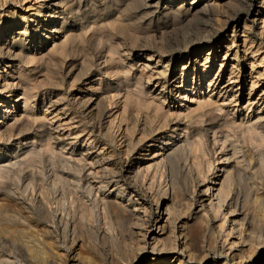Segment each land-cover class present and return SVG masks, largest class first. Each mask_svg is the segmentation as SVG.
I'll list each match as a JSON object with an SVG mask.
<instances>
[{"label":"bare ground","instance_id":"bare-ground-1","mask_svg":"<svg viewBox=\"0 0 264 264\" xmlns=\"http://www.w3.org/2000/svg\"><path fill=\"white\" fill-rule=\"evenodd\" d=\"M120 1H122V0H120ZM123 1H126L128 3H132L134 5L137 4L138 7H136V8H139L141 11H144V14L157 12V13H161V14L165 15L166 17H170L172 19L173 18L177 19L180 17L185 18L186 16H188V15L191 16L192 14H195L197 12L212 13V12H215L217 10V8H219L221 5L222 6L225 5V3H228L227 6H230L232 3V2L230 3V1H232V0H171L169 2H165V0L164 1L163 0H123ZM243 1L245 2L246 0H243ZM162 3H163V5L164 4L165 5H164L163 9H160V5ZM185 3H187V4H185ZM236 3H238V2H235L234 4H236ZM255 3L257 5V9H256L255 13L253 14V16H252L253 18L251 20L253 22H258L260 24V26H258V27H260L259 35L264 37V0H255ZM239 4H240V2H239ZM69 6H70V3H69ZM130 6H132V5H130ZM77 7H78V5H77ZM92 7H94V6H92ZM236 7H238V6H235V8ZM44 8H45V10H42L41 13L31 15L30 19H27L30 21V24L29 25L25 24L26 26L24 25V27L22 29H19L18 31L14 32L13 33L14 36L8 38V35L10 33L6 35V34H3L4 31L0 30V56L4 55V57H5V56H8L9 54L11 56V53H14V51L16 49H17V53L18 52L22 53L21 51H26L28 53L31 51H38L39 54L43 55V54H45V53H42L45 43H48L49 41L52 42L53 43L52 47L54 49L57 47V44L55 43L57 39H59V38L61 39V37L63 38L62 40H60L59 45H61V47H64V43L67 44V41H69L71 38H73L71 36V38L68 40L69 36L66 35L67 32H69L71 30V28L68 25V19L65 16L67 7L65 6L64 0H50L49 4H46V7H44ZM223 8H221V9H223ZM243 8H245V7H243ZM68 9H69V7H68ZM235 10L233 8V11H235ZM237 10H238V8H237ZM73 11H75V10H73ZM219 11H221V10L219 9ZM219 11L217 10V13ZM231 11H230V14L233 13ZM237 12L238 11H236V13ZM223 13H224V11H223ZM236 13H234V14H236ZM213 14L216 15V13H212V15ZM81 15H79V17ZM212 15H210V17ZM215 15H213V16H215ZM219 15H220V13H219ZM229 15H227V16H229ZM221 16H223V15H220V17ZM224 16H226V15L224 14ZM232 17H234V16H232ZM68 18H69V16H68ZM71 18H72V16H71ZM73 18H75V17H73ZM79 19H81V18H79ZM211 19H210V22L212 21ZM215 19L217 20L216 17H215ZM120 20H123V19H120ZM222 20H225V19H222ZM59 22H60V25L58 26ZM118 22H120V21L118 20ZM124 22H125V20H124ZM128 22L130 23V21H128ZM120 23H122V22H120ZM222 23H223V21H222ZM222 23H221V25H222ZM89 24H91V23H89ZM105 24H107V23L105 22ZM136 24L134 23V25H136ZM215 24H217V22ZM130 25H131V23H130ZM85 26H87V25L85 24ZM94 26H95V24H94ZM137 26H135V30L137 29L136 28ZM211 26H212V24H211ZM217 26H218V24H217ZM28 27L31 29H34V30H40L42 32V33L40 32L41 35H40L39 40L38 41L37 40H32V41L30 40V41H28V43L26 42L27 45L25 47L17 48L15 46L16 44H14V43H17L18 41H22V37L27 33L26 31H27ZM91 27H93V26H91ZM222 27H223V25H222ZM247 27H244V25H243V29H240L243 31L242 34L248 32V31H245V29ZM219 28H216V30H218ZM248 29L249 28H247V30ZM8 30L9 29H7L6 31H8ZM138 30H139V28H138ZM210 30H212V29H210ZM216 30H213V31H216ZM1 31H2V33H1ZM126 31H128V30H126ZM129 32H130V29H129ZM136 32L138 34V31H136ZM72 33H74V32H72ZM119 33H121V32H119ZM233 33H234V29L232 28L231 35H230L231 36L230 41H228L225 37L223 39H219L217 41L215 40L216 42H214L213 44L210 45L207 54L202 55L201 47H197V48L192 49L188 53L187 61L185 63H183L180 67V70H182L180 73L181 74L180 77L173 79L169 83H167L166 81H160V80H155V81L151 82V80H152L151 77H152V75H154V74H152L153 72H151V71L149 72V74L147 76L146 85H145L146 88L142 86L143 82H141V81L136 82L135 81L136 84L138 85L137 86L138 88H136L137 93L135 92L136 94L139 95V96L137 95V99H138V97L140 98V95L143 97L146 96L149 99V97L152 96L151 93L152 92L154 93L155 91H157V89L159 87V89H158L159 91L155 94L156 96H153L154 98H152V100L155 99V101L156 100H159V101H156V102L153 101V103H151L152 102L150 100L151 98L149 99V101H151L150 103L152 104L150 106L154 105V109H153L154 110L153 112H155L154 114H157V116L158 115L161 116L159 118H161L163 120L162 123L166 126L167 134L162 135V134L158 133V134H155L156 136H154L153 138L151 137L149 140L142 139L140 142H138L139 140L137 139L138 140L137 145L140 144V146L137 148L136 151H134L133 150L134 148L132 147L133 148L132 150L134 152L132 154V158L129 161V165L127 167V174H126L127 177H131V176L134 177L135 180L134 181L132 180L133 183H125L126 181L124 183H122L121 181H119V179L117 180L115 178L116 175H114V174L110 175L111 172H110V167H108V159H106L107 157L105 158V153H106L105 151L106 150L103 148L104 147L103 144H99L96 141V139L94 138L93 133H92L94 131L93 129H92L93 131L91 129L89 130V128H88V130H85L84 128L82 130H79V128H80L79 125L81 124L80 123V124H77L78 126L77 125L75 127L73 126L74 128H72L71 131L65 132V129H63L62 127L67 126L66 124H68V122L71 121L70 119H73L72 118L73 115L71 114V116H70L71 118L69 117V119L66 120V122H65L66 124L61 123L62 121H60L58 119V117L60 116V112L58 111V109H59L57 107L58 106V101H57L58 99L56 100V98L55 99L50 98V97L46 98V96H45V97L41 98L39 100V102L37 103V104H39L40 108L43 107L42 108L43 113H41L42 118L41 119L39 118L40 119V121H39L40 126L39 127L42 128L41 132L44 135H46L47 138H44L45 140L43 142H40L39 139H38L39 141L35 140L34 139L35 134H31V133L34 131H35L34 133H36V132L39 133V132L35 130V128L38 127L35 125V124H37L35 121L36 117H34L35 114L31 113L32 110L35 108L34 107L35 103H32V102H34V100L32 101L33 95H31V94H33V92L32 93L30 92L32 90L29 91L30 88L29 89L27 88L28 90L25 89V90L29 91L30 94L29 93L27 94L25 92V90H21V87H23L22 85L24 83L21 85L20 78L22 77V79H23V75H25V74L22 73L23 75L20 76V72H19V73H17L19 75V76L17 75L18 76L17 78H14V76H7V74H5V75L0 74V212L2 210L1 208L4 207V205H5L3 203L4 201L11 202L15 208H19V209L24 208L27 212H30L32 215L38 214L39 216H41V229H42L41 233H38V231H37L38 229L34 230V232L32 230V232H33L32 234H34V235L32 236L31 240L27 239L26 242L23 241L26 244L25 248H21L24 245L20 246L18 244L20 247H15L14 250L7 251L5 248H3V245L1 244L2 246L0 245V264H30L31 262H33L32 260L37 261L38 264H58V263L59 264H81L82 262L80 263L77 260H75V258H74L76 256L77 257L80 256V254L78 255V253H76V252H75V255L73 257L74 260L71 261L70 263H67V262L65 263L64 260H66V259L64 258L63 255L62 256H63L64 260H62V258H61L60 262H58L59 259L54 262V259L56 257L60 258L61 255L58 256V254L60 253L59 251H61L62 249L65 252H67L69 249L71 250V248L73 246L75 247V245H77L76 239H78L79 236H77L76 234H77L78 230H81V229H86L87 231L91 230L90 234L93 236V238H91V240L95 239V241L102 240V239L103 240L104 239L105 240H107V239L113 240L114 238H117V237H114V233L112 232V230H109V228H108V225L110 223L108 221V220H110L109 217L111 219L113 218L112 221L115 224L117 223L118 225L121 223L132 221V225L134 226V228L138 229V231H135L136 232L135 235L137 237V240L134 238L135 239L134 241H137L136 245H135L136 251L135 252L133 251L135 254H133L132 258L129 260L124 259V260H126V264H194V263H198V264H229V263L230 264H264V233H261L258 230L264 223L263 222L259 223L256 220L257 218L255 219L254 216L250 217L251 212L248 214L249 211L247 212V210H245V204L249 201V197H248V195H245L244 198L241 199L239 197V193H238V189H237L238 187L236 188V183H233L234 180H236L235 178H238V175H240V173H241L240 167L242 166V162H243V161H241L243 157L240 156V154H241L240 149L236 145L237 143L235 144V141L233 140L234 135H233V138L230 137V135H229L230 129H228V127H227L228 131L221 130V128H220V130H216L217 128L216 129L212 128V130L210 131L211 133L209 132L211 134L210 138L206 137L204 135V137H202V138L199 137L196 140L193 138L194 136L188 130L187 124L184 123L185 119L187 120L188 118H191L194 115L197 116L196 117L197 123L198 122L200 123V119L202 120V116L210 114V115L214 116L216 119L221 120L223 123H225L226 126H228L227 123H230L231 126L235 128L233 130H236L242 136L243 135L248 136L249 134H252V133L257 134V131L258 132L262 131V130L264 131V71H263L264 68L262 70L258 69V67L259 68L262 67L261 64L264 63V47H263L264 45L262 46V44L260 42L256 43L254 41L255 38H253V35L244 34L243 38L241 37L242 40L239 41L236 46H234L235 36L233 35ZM79 34L82 35L81 33H79ZM122 34H124V33H122ZM134 34H135V31H134ZM252 34H253V32H252ZM259 35H258V37H259ZM43 36L45 39L44 41H42ZM204 36H205V34H204ZM9 39H11V41H15V42H8ZM77 39H78V37H77ZM185 39L187 41L186 36H185ZM174 40L176 41V39H174ZM178 40H179V38H178ZM197 40H198V38H197ZM72 41L75 42V38ZM109 41H111V40H109ZM133 41L136 42L135 40H133ZM109 44H111V43L109 42ZM189 44H190V41H189ZM182 45H183V47L185 46L184 44H182ZM233 46L235 47V51H233L234 52V54H233L234 58L231 59V66L229 67L230 71H229L228 76L225 78L223 76V74L221 73L222 72L221 67L224 65V61L226 59V56L229 55ZM172 47H173V45H172ZM261 50H263L262 56H260L261 54L259 55V52ZM58 51H61V49H59ZM185 51H186V49H185ZM238 51H241L242 60L247 61L249 64V67H250L249 72L244 73L242 75L238 74L239 72L237 74H234V71H232V70H234V69H232V68H234L233 61H237ZM107 52L109 53V55H108L109 57L106 56L105 63H109V64L112 60H114V59H112L113 58L112 55L117 54L119 58L122 55L124 56V58H126V56L129 55L128 52H124V51H122L123 54L121 52L122 55L120 54V52L118 54V51H116V46L114 48L113 44H112V46H109V51H107ZM63 53L61 54V56L63 55ZM52 54H54V53H52ZM210 54L212 55V58L216 59L217 62H219V68L213 76H210V74H209L210 72L208 70V68L210 67V63H209L210 62V57H209ZM18 55H19V53H18ZM32 55H33V52H32ZM23 56H25V55H23ZM45 56H47V55H45ZM45 56H44V58H45ZM18 57H20V56H18ZM36 57H37V55H36ZM54 57H55V54H54ZM57 57H59V56L57 55ZM235 57H236V59H235ZM27 58H28V56H27ZM44 58L42 60H45ZM49 58H51V57H49ZM62 58H64V57L62 56ZM119 58H115V59H118L120 61H124L121 58L120 59ZM149 58H150V60H149ZM151 58H152V56L149 55L147 58V62L151 61L152 60ZM15 59H16V57H15ZM32 59H31V61H32ZM118 60H117V64H119ZM45 61H47V60H45ZM107 61H109V62H107ZM0 62H1V60H0ZM114 62L115 61H113V63ZM196 62H201L200 66L202 67V69L200 71L203 75V84L206 85L205 96H204V93H201V91H200L202 89L196 87V85L199 86L198 85L199 84L198 82L200 81L199 79L195 82L194 79H192L190 81L187 79L186 76L184 77L185 70H188V69H189V71H192L193 75H197L196 77H198V78L200 77V75H199L200 72L195 71L196 70L195 69ZM3 63H7V62L4 61ZM103 63H104V61H103ZM9 64H11V61H9ZM11 67H13V66L11 65ZM71 67H72V65H71ZM119 67H120V65H119ZM148 67H149L148 63H144L141 66L143 71H147ZM236 68H235V71H237ZM104 69L106 71V67ZM120 69H119V71L122 70V69L121 70ZM107 70H109V69L107 68ZM127 70H129L128 67H127ZM162 70L166 71L167 67L163 66ZM19 71H20V69H19ZM164 71H162V72H164ZM142 74H143V72H142ZM208 74H209V76H208ZM99 75H100V73H99ZM124 75L126 76L125 73H124ZM143 75L141 77H143ZM161 76L162 75H160V77ZM25 78H26V76L24 77V79ZM156 78H159V77H156ZM247 80H249L250 85H249V89L247 90V93H245V95H244V94H242V87L245 86V83L247 82ZM118 82H120V81H118ZM126 82L128 83V81H126ZM119 85H118V87H119ZM127 85L129 86L130 84H127ZM98 86H99V82H98ZM132 86H133V84H132ZM136 89H135V91H136ZM146 89H147V92H145ZM19 90L22 91L20 94L18 93ZM110 90L113 91L114 89L113 90L110 89ZM115 90L117 91V89H115ZM168 91L171 92V94H174L175 96H171V94L169 95L167 93ZM109 93H107V94H109ZM128 94L131 95V92ZM92 95L89 94L88 97L83 96L84 99L82 96L77 97L79 99L78 102H80L81 105L83 106V108H80L81 110L85 109V110H88V112L91 110H94L95 106L97 105V101H95V100H97V99L94 98ZM34 96H36V95H34ZM120 96H122V95H120ZM143 97H141V98L143 99ZM168 97H170V99L172 100L171 103H173V104L177 103L179 101H185V103H183V104L179 103V104H177V106H173V107H170L168 105L166 107L167 109H164V103H165L164 101L166 99L168 100ZM158 98H160V99H158ZM176 99H179V101L178 100L175 101ZM244 101H245V105H243L241 107L242 102H244ZM20 102L22 103V106L19 105ZM10 103L12 105H10ZM139 103H140V101H139ZM148 104H149V102H147V106H148ZM128 105H129V103H128ZM230 105H232V106H230ZM20 106L22 107L23 110H20ZM116 107H117V105H116ZM109 109H111V108H109ZM125 109H126V106L125 107L123 106V110L121 113H117L118 109L115 112L114 111L110 112V110H108V108L103 109V115L101 116L102 119L100 118L99 122L96 125L97 127L93 126V127L98 128V131L100 132V130H101L100 127H102V125H103L102 120L103 119H104V121L107 120L104 123V127L102 129V131H104L103 135L105 137L109 138V136L111 135V132L114 129H116V132L114 134H117L119 137V143H118L119 145L118 146H119L121 152H123V151L127 152V149H129L131 145H134V141L132 140V138H133V134L136 132L137 120H138V119L136 120L134 125L130 124L131 126L126 125V123L124 124V118H125L124 115L126 114L125 113L126 110H128V109H126V110ZM245 109H247L246 113L248 111H249V113L245 114L244 117H241L238 121H236V114L239 113V115H240L242 111H245ZM47 112H49L50 114L54 113L52 115L53 117L51 118L52 122H51V119H49L50 122H49V125H47L48 127L45 126V124L43 123V121L45 119L49 118V117L47 118V115H46ZM85 114H87V113H84V115ZM88 116H90V115H88ZM155 118L159 119L158 117H155ZM54 119H56V122L54 124H57V125L53 124V122L55 121ZM212 120H213V118H212ZM79 121H81V120H79ZM159 121H160V119H159ZM221 121H220V123H221ZM91 122H93V121L91 120ZM209 122H211V121H209ZM63 124H64V126H63ZM201 125H202V122H201ZM83 126L84 125H82V127ZM160 126H161V124H160ZM86 127H88V126H86ZM199 128H200V126H199ZM224 128H225V126L223 127V129ZM206 132H208V131H206ZM231 134H232V132H231ZM263 134H264V132H263ZM252 136H254V135H251V137ZM249 137H250V135H249ZM259 137L261 138V136H259ZM3 138H5V139L3 140ZM147 138H149V136ZM53 139L58 142V145L61 148L65 149L64 152L61 151V150H63V149H61L60 152H62V153L59 155V160H60L61 164H63L64 168L60 172H56V170H55L53 179L56 181V183L53 182L54 180H51L53 176L52 177L49 176L51 178L50 180L52 183H35V181H36L35 179L38 180L40 178V175L38 173L37 174L34 173L35 168L32 169V171L28 170V174H24L25 170L27 171V168L28 167L30 168L33 165L34 161L37 158H39L38 154L40 152H41L40 153L41 155L44 151H48V152L50 151L52 153L51 148H53V147H51L50 141ZM134 140H135V138H134ZM170 140H174V141L170 142ZM253 140H254V138H253ZM255 140H257V139H255ZM77 142H80L81 144L77 145ZM258 142H262L260 145L257 143L258 144L257 148L260 151L259 152L260 154L258 155L259 162L264 163V138L262 140L260 139V141H258ZM156 143L160 144V145L157 146V150H152L154 144H156ZM257 144H255V145L257 146ZM12 146H15V149L14 148L12 149ZM260 146H261V149L259 148ZM210 149L213 150L212 152L219 154L220 159L222 157H224V159H221V161H219V163H223V166H221L222 169H219L217 171V172H220V174H218V175H216V173L214 174V172H213L217 166H215V164H213V160L210 158L211 157L210 156V151H211ZM187 151L190 153H195V155H196L194 158L195 161L193 162V166H195V170H196V177L197 178L199 176L203 177L201 181L199 180V183H193L191 189L188 188L189 186L188 187L185 185L180 186L183 183L178 184L175 182L176 175L174 173H176V172H174V170H173V168L175 166L172 167V165H173L172 163H174L176 161V160H174V157H176V156L178 157V155L180 153L185 154V152L187 153ZM181 156H182V154H181ZM207 156H208V159L206 160L205 157L207 158ZM51 157H52V159H50L49 161H51V160H52V162L56 161V159L53 157V155H51ZM110 159H111V157H110ZM39 160H40V158H39ZM177 160H178V158H177ZM218 160H216V161H218ZM222 160H224V161H222ZM52 162H49V163H52ZM204 164L207 165V167H205V168H207L206 171H208V173H209L205 177H204V172L202 170L204 168L202 165H204ZM53 166H54V164H53ZM33 167L34 166H32V168ZM176 168H177V166L175 167V169ZM112 169H114V168H112ZM176 170L179 171L178 168ZM106 172H107V174H106ZM51 174L53 175L52 172H51ZM106 175L108 177L111 176L110 178H112V180H110L108 177H106ZM36 176H37V178H36ZM140 176L142 178H144V180H147V182H149V183H145L147 185V187L149 188V192H150V189L152 191L153 187L157 188L158 191L160 190V193L158 192V195L161 194V196L159 197L157 195L159 198L156 196L158 198V200L156 202V207H155L156 208L155 225H157V228L160 229V232L157 235H154L153 232H151L149 229H145L146 227L145 228L143 227V223H141V222L143 221L142 215L144 213L143 210H144L145 205H144L143 201H141L139 198L136 197L137 196L136 194H133V191H131L130 187H128V185H127V184H132L134 187V185H136L138 183V182L136 183V181L139 178H141ZM158 176L160 177V180L165 179V181L167 180V182H168V183H164V185H163L164 187H162V188L160 186L162 183H157L158 187H156V183H152L154 181V179L157 178ZM41 178H42V176H41ZM106 178H108V180ZM113 178L116 180H113ZM7 179L8 180L13 179L17 182L24 180L23 182H25V183H6ZM150 179L151 180L153 179V180L151 181ZM39 180H41V179H39ZM123 180H124V178H123ZM57 181L61 182V183H57ZM127 182H129V181H127ZM141 184H140V186H141ZM142 187H143V185H142ZM254 187L256 188V190L259 194L255 195V199H254L253 203L256 205L255 208L257 210H259L260 213H262V212H264V189H263L264 184L262 187L261 184L256 183L254 185ZM138 188H140V187H138ZM148 188H146V189L148 190ZM253 190H254V188H253ZM155 193H156V191H155ZM145 194L146 193H144V196H145ZM149 194L152 195V193H149ZM189 194H190V196H188ZM186 196H188L189 199H190V197L197 196V199L199 202L198 209H196L197 212L195 213V217H194L195 226H193L192 228L190 225H192L194 223L192 222V224H188L187 222H184L182 220V218H179L177 216V214H179L180 212H176V209H178V208H176V205L182 201L184 202V200H182V199H185L184 197H186ZM149 198H151V197H149ZM153 198H154V196H153ZM177 199H179V201L180 200H182V201H180V202L178 201L179 203L176 204ZM151 202H152V199H151ZM154 202H155V200H154ZM185 207H186V204H185ZM182 210H183V208H182ZM179 211H181V210H179ZM251 211L253 212V209H251ZM147 212H148V210H147ZM20 213H22V212H20ZM181 213H183V212H181ZM258 214H256V215H258ZM16 215L17 216H15V219L17 217V220H20L19 222H22L21 216L18 214V212H16ZM109 215H111V216H109ZM149 215H146V217ZM0 216H1V214H0ZM96 216L97 217L101 216V218L103 219L102 223L105 225V227L102 228L101 230H97L96 229L97 226L93 225V222H95L94 220L97 221V219H98V218L97 219L95 218ZM180 216H182V214ZM183 216H185V214ZM4 217H6V216H4ZM28 218H30V217H28ZM30 219H32V217ZM38 219L36 218L35 220H38ZM262 219H263V215H262ZM6 220H8V219H6ZM260 220H261V217H260ZM139 221L141 224H139ZM19 222H16V223H19ZM97 222L94 224H97ZM36 224H38V222H36L35 225ZM35 225H33L34 228H32V229H35L37 227ZM122 225H121V227H123ZM109 226H111V225H109ZM6 227H9V226H6ZM14 227H13V229H14ZM19 228H21V227H19ZM127 228H128V226H127ZM5 229H7V228H5ZM16 229H15V232H16ZM116 229H118V228H116ZM26 230H25V232H26ZM263 230H264V228H263ZM19 231L20 230H18L17 232H19ZM5 232H7V231L5 230ZM12 232H14V230ZM20 232H22V231H20ZM23 232H24V230H23ZM85 233H86V231H85ZM125 233H127V232H125ZM128 233H130V232H128ZM21 234L23 236V233H21ZM13 235H14V237L16 236L15 234H13ZM91 235H87V236H91ZM125 235H123V236H125ZM24 236L26 237V235H24ZM29 237L30 236H28V238ZM80 238H82V237H80ZM87 238H89V237H87ZM15 240H16V238H15ZM19 240H21V239H19ZM126 240H127V238H126ZM60 241L62 242L61 244H60ZM81 241H82V239H81ZM92 241H94V240H92ZM134 241L132 240V242H134ZM88 242L90 243L89 240H88ZM20 243L22 244V242H20ZM84 243H86V242H84ZM117 243L118 242H116V244ZM128 243H129V241H128ZM11 244L14 246L15 243L14 244L11 243ZM11 244L9 243V245H11ZM82 244H83V242H82ZM91 244H92V246H94L93 245L94 243L91 242ZM108 244H109V242H108ZM132 244H134V243H132ZM84 245H81V246H83V248H84ZM106 245H107V243H106ZM111 245H113V244H111ZM122 245H123V243H122ZM129 245H130V243L128 244V247H125V249L122 248V250L123 249L126 250V248H129ZM13 246H11V247H13ZM85 246H87V245H85ZM89 247H91V245ZM7 248L10 249L9 247H7ZM11 249H13V248H11ZM132 249H134L133 246H132ZM91 250H93V248ZM130 250H131V248H130ZM64 254H66V253H64ZM130 254H131V251H129L126 255H130ZM92 256H93V254H92ZM52 257L53 258L55 257V258L53 259ZM69 257H71V256H69ZM128 258H130V256ZM79 259L81 260L80 257H79ZM88 259H89V257H88ZM112 260H114V259H112ZM112 260L107 258V256H106L103 259V264H115L114 261H112ZM61 261H64V262L61 263ZM88 261H90V260H88ZM93 261H92V263H94ZM95 262H97V260ZM121 262L122 261H119L118 264H120ZM83 264H84V262H83Z\"/></svg>","mask_w":264,"mask_h":264},{"label":"rangeland","instance_id":"rangeland-1","mask_svg":"<svg viewBox=\"0 0 264 264\" xmlns=\"http://www.w3.org/2000/svg\"><path fill=\"white\" fill-rule=\"evenodd\" d=\"M169 1H171V0H165V2H169ZM49 2H50V0H0V30L4 31L3 34H6V35L10 33L9 34L10 36L8 35V38L14 36V34H13L14 32L18 31L19 29H22L25 24L26 25L27 24L28 25L30 24V21L27 20V19H30V16L31 15L41 13L42 10H45L44 7H46V4H49ZM235 2H238V3L234 4ZM239 2H240V4H239ZM64 3H65V6L67 7L66 8V14H65V16L67 17V19H68V25L71 28V30L69 31L70 33L67 32L66 35L69 36L68 40L71 38V36L73 37V38H71L72 40L75 38V42L70 39L69 41H67V44L64 43V47L65 48L64 47H61V45H59L60 40L63 39L61 37V39L60 38L57 39L58 41L56 40L55 43L57 44V47L54 48V49L52 47L53 46V43L52 42L49 41L48 43H45L46 45L44 44V48H43V52H42V53H45V54H43V55L42 54H39L38 51H31L29 53L26 52V51H21L22 53L18 52L19 53V55H18L17 49L14 51V53H11V56H10V54L8 56H5V57H4V55H1L0 56V60H1V62H0V74H2V75L7 74V76H14V78H17L19 76L17 74L19 72H20V76L23 75V74H25V75H23V79H22V77L20 78L21 85L24 83L22 85L23 87H21V90H25L27 88L28 89L30 88L29 91L32 90L30 92L31 93L33 92V94H31V95H33L32 101L34 100V102H32V103H35L34 104V107L35 108L32 110L31 113L35 114L34 117H36L35 118V121L37 123V124H35L36 126H38V127L40 126L39 125L40 124L39 121L42 118V114L41 113H43V110H42L43 107L40 108L39 104H37V103L39 102V100L41 98H43V97L46 96V98H49L50 97V98H54V99L56 98V100L58 99L57 100L58 101V106L57 107L59 108L58 111L60 112V116L58 117V119L60 121H62L61 123L66 124L65 123L66 120L69 119V117L71 116V114L73 115L72 116L73 119H70L71 121H69L68 124H66L67 125L66 127H62L61 126L63 129H65V132L71 131L72 128H74L77 124H80V123L81 124L79 125V127H80L79 130H82L83 128L85 130H88V128H89V130L90 129L91 130L93 129L94 131L92 130L93 131L92 133H93L94 138L96 139V141L99 144H103V146H104L103 148L106 150V151L104 150L106 152V153L105 152L104 153H105V158L107 157L106 159H108V167H110V172H111L110 175H113V174L116 175L115 178L117 180L119 179V181H121L122 183H124L125 181H126L125 183H133V181L135 180L133 176L127 177L126 174H127V167L129 165V161L132 158V154L140 146V144L137 145L138 144L137 141L139 140L138 142H140L142 139L149 140L151 137L153 138L154 136H156L155 134H158V133L159 134H162V135L163 134H167V132H166L167 131L166 126L162 123L163 120L161 118H159L161 116H159V115L157 116V114H154L155 113V112H153L154 111L153 110L154 109V105L153 106H150V105H152L151 103H153V101L154 102L159 101V100H156L155 101V99L152 100V98H154L153 96H156L155 94L159 91L158 90L159 87H158L157 91H155L154 93L152 92L151 93L152 96L149 97V99L151 98L150 100L152 102L149 101V99L146 96L143 97V96L140 95V98L138 97V99H137V95H138V94H136L137 93V89L136 88H138L137 87L138 85L136 84L137 81L143 82L142 83V86L146 88V86H145L146 85V80H147V76H148V74H149L150 71L153 72L152 74H154L151 77V79H152L151 82H153L155 80H160V81H166L167 83H169L173 79L180 77V75H181L180 73L182 71V70H180V67H181V65L183 63H185L187 61L188 53L192 49L197 48V47H201V49H202L201 50L202 51V55L203 54H207L210 45L213 44L214 42H216L217 40L223 39L224 37L228 41L231 40V36L230 35H231L232 28L234 29L233 35L235 36L234 46H236L237 43L242 40L244 34H251V35H253V38H255L254 41L256 43L257 42L258 43L260 42L262 44V46L264 45V42H263L264 41L263 40L264 37L259 35V29H260V27H258V26H260V24L258 22H253L251 20L253 18L252 17L253 14L255 13V11L257 9V5L255 3V0H246L245 2L243 0H239V1L238 0H232V1H230L231 5L233 4L232 6L230 4H229L230 6H227L228 3H225V5H223V6L221 5L219 8H217L218 11H219V9L221 11H219L218 13H217V10L215 12H212V13H216V15L213 14L215 16H213L212 13L197 12L195 14H192L191 16L188 15L185 18L180 17V18H177V19H175V18L172 19L170 17H166L165 15H163L161 13H157V12L144 14V11H141L139 8H136V7H138L137 4L134 5L132 3H128V2L123 1V0L122 1H120V0H81V1L80 0L79 1L78 0L77 1L76 0H64ZM69 3H70V6H69ZM185 4H187V3H185ZM77 5H78L79 8L77 7ZM130 5H132V6H130ZM164 5L162 3L160 5V9H163ZM92 6H94V7H92ZM235 6H238V7L235 8ZM68 7H69V9H68ZM232 7L234 8V10L235 9L236 10L233 11V8ZM243 7H245V8H243ZM221 8H223V9H221ZM237 8H238V10H237ZM73 10H75V11H73ZM223 11H224V13H223ZM230 11L233 12V13L230 14ZM236 11H238V12L236 13ZM219 13H220V15H223V16L220 17ZM234 13H236V14H234ZM224 14L226 16H224ZM79 15H81V16L79 17ZM210 15H212V16L210 17ZM227 15H229V16H227ZM68 16H69V18H68ZM71 16H72V18H71ZM232 16H234V17H232ZM73 17H75V18H73ZM78 17L81 18V19H79ZM215 17L217 18V20L215 19ZM119 18L120 19H123V20H120ZM209 18L210 19L212 18L211 19L212 20L211 22H210V19ZM222 19H225V20H222ZM226 19L227 20L229 19V20L227 21ZM118 20L120 22H122V23L118 22ZM124 20H125V22H124ZM128 21H130V23H131L132 26L130 25V23ZM222 21H223V23H222ZM60 22L58 23V26L60 25ZM105 22L108 25L105 24ZM216 22H217L218 26H217V24H215ZM243 22L244 23L246 22V23L244 24ZM89 23H91V24H89ZM93 23L95 24V26H94ZM134 23L135 24L137 23V24L134 25ZM221 23H222L223 27H222ZM85 24L87 26H85ZM211 24H212V26H211ZM90 25L93 26V27H91ZM243 25H244V27H247L248 26L247 28H249L248 30H247V28L245 29V31H248V32H246L244 34H242L243 31L240 30V29H243ZM135 26H137L136 27L137 28L136 30H135ZM215 27L216 28H219L220 27L221 29L219 28L218 30H216ZM138 28H139V30H138ZM7 29H9L10 31L9 30L6 31ZM129 29H130V32H129ZM210 29H212V30H210ZM126 30H128V31H126ZM213 30H216L217 32L216 31H213ZM2 31H1V33H2ZM134 31H135V34H134ZM136 31H138V34H137ZM251 31L253 32V34H252ZM26 32L27 33L22 37V41H18L17 43H14V44H16L15 46L17 48L25 47L27 45L28 41H30V40L31 41L32 40H37L38 41L39 38H40V35L42 33L40 30H34V29L29 28V27H28V29H27ZM72 32H74V33H72ZM78 32L81 33L82 35H80ZM119 32H121V33H119ZM122 33H124L125 35L122 34ZM204 34H205V36H204ZM258 35H259V37H258ZM185 36H186L188 42L186 41ZM77 37H78V39H77ZM178 38H179V40H178ZM197 38H198V40H197ZM174 39H176V41ZM44 40L45 39H44V36H43L42 37V41H44ZM109 40H111L112 42L109 41ZM133 40H135L136 42H134ZM189 41H190V44H189ZM8 42H15V41H11V39H9ZM109 42L111 44H109ZM70 43L71 44L73 43V44L71 45ZM112 44H113L114 48L116 46V51H118V54H119V52L121 54L122 51L128 52L129 55L126 56L127 59L124 58V56L122 55L123 54V52H122V54H121L122 56L120 58L122 60H124V61H120L118 59H115V58H119L118 55L115 54V55H112L113 56L112 59H114V60H112L110 62L111 65L109 63H105V58H106V56L109 55V53L107 51H109V46H112ZM182 44H184L185 46L183 47ZM172 45H173V47H172ZM234 46L232 47V50L229 53V55L226 56V59L224 61V65L221 67V71H222L221 73L223 74V76L225 78L228 76L229 71H230V68L229 67L231 66V59L234 58V56H233V54H234L233 51H235V47ZM59 49H61V51H58ZM185 49H186V51H185ZM32 52H33V55H32ZM260 52H259V55L261 54L260 56H262L263 55L262 54L263 50H261ZM52 53L55 54V57H54V54H52ZM62 53H63L62 56L64 58H62V56H61ZM23 55H25V56H23ZM36 55H37V57H36ZM45 55H47L48 57L45 56ZM57 55L59 57H57ZM149 55L152 56V58H151L152 60L149 61V62H147V58H148ZM14 56L16 57V59H15ZM18 56H20V57H18ZM27 56H28V58H27ZM44 56H45V58H44ZM49 57H51V58H49ZM209 57H210V62H209L210 63V67L208 68V70L210 72L209 73L210 76H213L216 73V71L218 70V68H219V62H217L216 59L212 58V55L211 54L209 55ZM43 58L45 60H47V61L42 60ZM31 59H32V61H31ZM235 59H236V57H235ZM117 60H118V63L119 64H117ZM149 60H150V58H149ZM4 61L7 62V63H3ZM9 61H11V64H9ZM103 61H104V63H103ZM113 61H115V62L113 63ZM107 62H109V61H107ZM144 63H148L149 64V67H148V70L147 71H143L142 68H141V66ZM200 63L201 62H196V67H195V69H196L195 71L196 72H200L199 73V75H200L199 78L196 77L197 75H193L192 74V71H189V69L188 70H185L184 69L185 70L184 77L186 76L187 79L190 80V81L192 79H194L195 82L199 79L200 80L198 82L199 83L198 84L199 86L196 85V87L197 88H201L202 90H200V91H201V93H204V96H205V94H206V85L203 84V75H202V73L200 71L202 69V67L200 66ZM233 63H234V68H232V69H234V70H232V71H234V74H237L239 72L238 74H241L242 75L244 73H248L249 72V68H250L249 67V64H248L247 61L242 60V58H241V51H238L237 61H233ZM11 65L13 67H11ZM71 65H72V67H71ZM119 65H120V67H119ZM163 66H166L167 67V70H166L167 72L164 71V70H162V67ZM261 66L262 67H260V68L258 67V69H261L262 70L264 68L263 67L264 66V63L261 64ZM105 67H106V71L107 72L104 69ZM127 67H128L129 70H127ZM107 68L109 70H107ZM118 68L119 69L121 68L122 70L121 69L120 70L122 72L119 71ZM235 68L237 69V71H235ZM19 69H20V71H19ZM162 71H164V72H162ZM263 71H264V69H263ZM123 72L126 74V76L124 75ZM142 72H143L144 75L142 74ZM99 73H100V75H99ZM159 74L162 75V76L160 77ZM209 74H208V76H209ZM142 75H143V77H141ZM25 76H26V78L24 79ZM155 76L156 77H159V78H156ZM118 81H120V82H118ZM124 81L125 82L128 81V83L127 82L125 83ZM98 82H99V86L100 87L98 86ZM127 84H130V85L128 86ZM132 84H133V86H132ZM118 85H119V87H118ZM249 85H250L249 84V80H247V82L245 83V86L242 87V94L245 95V93H247V90L249 89ZM108 87L110 89H112V90L114 89L113 90L114 92L111 91ZM115 89H117V91ZM135 89H136V91H135ZM21 90L18 91L19 94L22 92ZM27 90H25V92L27 94L28 93L30 94V92L27 91ZM130 92H131V95L128 94ZM145 92H147V89L145 90ZM107 93H109V94H107ZM167 93L169 95L171 94V92H169V91ZM89 94L90 95L93 94L92 96L97 99V100H95V101H97V105L95 106L94 110H91V111L88 112V110H85V109H82L81 110L80 109V108H83V106L81 105L80 102H78L79 99L77 97H80V96H82V97L83 96L84 97H88ZM119 94L122 95V96H120ZM34 95H36V96H34ZM171 96H175V95L174 94H171ZM84 97H83V99H84ZM141 97H143V99ZM158 99H160V98H158ZM145 100L147 102H149V104H148L149 107L147 106V102ZM177 100L179 101V99H176L175 101H177ZM139 101H140V103H139ZM164 102H165L164 103V109H167L166 107L168 105L170 107H173V106H177V104H179V103H182V104L185 103V101H179V102L173 104V103H171L172 100L170 99V97H168V100L166 99ZM128 103H129V105H128ZM10 105H12V104L10 103ZM19 105L22 106V103L20 102ZM116 105H117L118 108L116 107ZM243 105H245V101L242 102L241 107ZM21 106H20V110H23ZM123 106L124 107L126 106V109H128V110L125 109L126 110V112H125L126 114L124 115L125 116V118H124V124L126 123V125H129V126L134 125V123L138 119L137 120L136 132L133 134V138H132V140L134 141V145H131L130 148L127 149V152L123 151L124 153L121 152V150H120V148L118 146L119 145L118 144L119 143V137H118L117 134H114L116 132V129H114L111 132V135L109 136V138L108 137H105L103 135V132L104 131H102V129L104 127V123L107 120H105V121H104V119L102 120V124L103 125H102V127H100V129H101L100 132L98 131V128H96L97 127L96 125L99 122L100 118L102 119L101 116L103 115V109H107L108 108V110H110V112H113V111L115 112L118 109V112L117 113H121L122 110H123ZM230 106H232V105H230ZM109 108H111V109H109ZM246 111H247V109H245V111H242L240 115H239V113L236 114V121H238L241 117H244L245 114H248L249 113V111L247 113H246ZM84 113H87L90 116H88L87 114L84 115ZM53 114L52 113L50 114L49 112H47L46 115H47V118L48 117L49 118L48 119H45L44 120L45 122L43 121V123L45 124V126L49 125V122H50L49 119H51L53 117L52 116ZM209 115L202 116V120L200 119V123L199 122L197 123V121H196V117L197 116H195V115L192 116L191 118H188L187 120L185 119V121L184 120L183 121H184L185 124H187L188 130L191 132V134L194 136L193 138L196 139V140L199 137H201V138L204 137V135L206 137H209L210 138L211 137V134H210L211 132L210 131L212 130V128H215V129L217 128L216 130H220V128H221V130H226V131H228L227 130V127H228V129H230L229 135H230L231 138H233V135H234L233 140L235 141V144L237 143L236 145L240 149V153H241L240 156L243 157V158L241 157L242 158L241 161H243L242 162V166L240 167V172L241 173H240V175H238V178H235L236 180H234L233 183H236V188L238 187L237 189H238L239 197L241 199H243L245 195H248V197H249V201H248L249 203L247 202L245 204V210H247V212L249 211L248 214L251 212L250 213L251 216L250 215L249 216L250 217L254 216L255 219L257 218L256 220L259 223H262V222L264 223V212L260 213V211L255 208L256 205L253 203L254 202V199H255V195L256 194L257 195L259 194L257 192L256 188L254 187V185L256 183H258V184H261L262 187H263V184H264V163L259 162L258 155L260 154L259 153L260 151L257 148L258 147V144L260 145L262 143V142H258V141H260V139L262 140L264 138V134H263L264 131L263 130L262 131H259V132L257 131V134L256 133L249 134L250 137H251V135H254L251 138L249 137V135L248 136L243 135L244 136L243 137L242 135H240L239 132H237L236 130H233L235 128L232 127L230 123H227L228 126H226L225 123H223L221 120L216 119L212 115H210V116ZM154 116L155 117H158L160 119V121H159V119L155 118ZM211 117L213 118V120H212ZM54 120L55 121L53 122V124L56 122V119H54ZM79 120H81V121H79ZM91 120L93 122H91ZM209 121H211L212 123L209 122ZM220 121H221V123H220ZM51 122H52V119H51ZM201 122H202V125H201ZM64 124H63V126H64ZM160 124H161V126H160ZM54 125H57V124H54ZM82 125H84V126L82 127ZM86 126H88V127H86ZM93 126H96V127H93ZM199 126H200V128H199ZM224 126H225V128L223 129ZM38 127L35 128V130L38 131L41 135L39 133H37V132L34 133L35 131L32 132L31 134H35L36 135V136L34 135V139L35 140H37V141L40 140V142H43L45 140L44 138H47V137H46V135H44L41 132V129L42 128L41 127L38 128ZM206 131H208V132H206ZM231 132H232V134H231ZM148 136H149V138H147ZM259 136H261V138ZM5 138H3V140ZM134 138H135V140H134ZM253 138H254V140H253ZM255 139H257L258 141L255 140ZM174 140H170V142H172ZM51 141H50V143H51V147H53V148H51L53 154L50 151L49 152L48 151H44L42 153V155H41L40 154L41 152H40L38 154L40 160H39V158H37L34 161L33 165H32L34 167L32 168V166H31L30 168L29 167L27 168V171L25 170V173L24 174H28V170H31L32 171V169L35 168L34 169V173H36V174L38 173L40 175V178L39 177L38 178L41 179V180L35 179L36 180L35 183H52L51 180H54L53 178H54L55 170H56V172H60L64 168L63 164H61V162L59 160V155L62 153V152H60V150L63 149L61 151L64 152L65 149L64 148H61L58 145V142L56 140L53 139ZM254 143L255 144L258 143L257 146ZM78 144H81V143L80 142H77V145ZM159 145L160 144H157V143L154 144L152 150H157V146H159ZM13 148L15 149V146H12V149ZM259 148L261 149V146ZM212 151L213 150L210 151V156H211L210 158L213 160V164H215V166H217L216 169L213 172H214V174L216 173V175H218V174H220V172H217V171L219 169H222L221 166H223V163H219V161H221V159H224V157H222L220 159L219 158L220 155L219 154H216V153H214ZM181 154H182V156H181ZM51 155H53V157L56 159V161H54V162H52V160L49 161L50 159H52ZM195 156H196L195 153H190V152L187 151V153L185 152V154L180 153L178 155V157L177 156L174 157V160H176V161L174 163H172L173 164L172 167H174V166L176 167L177 166V168L179 169V171H178V170H176L177 168L176 169H175V167L173 168L174 172L177 173V174L174 173L176 175L175 182L178 183V184L183 183L180 186H183V185H185L187 187L189 186L188 188L191 189L193 183H199V180L200 181L202 180V178H203L202 176H199L200 178L199 177L198 178L196 177L195 166H193V162L195 161L194 160ZM110 157H111V159H110ZM177 158H178V160H177ZM205 159L207 160L208 159V156H207V158L205 157ZM216 160H218V161H216ZM222 161H224V160H222ZM49 162H52L54 164V166H53L52 163H49ZM202 166L204 167L202 170L204 172V177H205V176H207V174H209L208 171H206L207 168H205V167H207V165L204 164ZM112 168H114V169H112ZM51 172L53 173V175L51 174ZM106 174H107V172H106ZM41 176H42V178H41ZM49 176L50 177L53 176L52 179ZM106 177H108V176L106 175ZM110 177H108V178L110 180H112V178H110ZM36 178H37V176H36ZM108 178H106V179L108 180ZM123 178H124V180H123ZM116 179L113 178V180H116ZM23 181L24 180H21V181L17 182V181H15L13 179H9V180L7 179L6 183H25ZM127 181H129V182H127ZM53 182L56 183L55 180ZM57 183H61V182H58L57 181ZM136 183H137L136 184L137 186L134 185V187H133L132 184H127V185H128V187H130V190L133 191V194H136L137 195L136 197L139 198L141 201H143V203L145 205L144 206V210H143L144 213H143V215L141 214L142 215V220H143L141 223H143V227L144 228L146 227L145 229H149L151 232H153L154 235H157L160 232V229L157 228V225H155V222H156V208L155 207H156V202H157L158 198L161 196V194L158 195V192L160 193V190L158 191L157 188H154L153 187L154 190L152 189V191H151V189H150V192H149V188L145 184V183H149V182H147V180H144V178H142V177L139 178L136 181ZM139 183L141 184V186H140ZM152 183H156V187H158V184L157 183H162L160 185L161 188H162V187H164L163 186L164 183H168V182H167V180L165 181V179L160 180V177L158 176L157 178L154 179V181ZM142 185H143V187H142ZM138 187H140V188H138ZM146 188H148V190ZM253 188H254V190H253ZM263 189H264V187H263ZM155 191H156V193H155ZM148 192L149 193H152V195L154 196V198ZM144 193H146L145 196H144ZM188 196H190V194ZM188 196L184 197L186 200L185 199H182V200H184V202L182 200H180L183 203L180 202L179 199H177L176 204L179 203V202L181 204L179 203V204L176 205V208H178V209H176V212H180L179 214H177V216L179 218H182V220L184 222H187L188 224H192V222H193L194 224L190 225L191 228H192L193 226H195V219H194V217H195V213L197 212L196 209H198L199 202H198L197 196L190 197V199H189ZM149 197H151V198H149ZM151 199H152V202H151ZM154 200H155V202H154ZM3 203L5 205H4V207L1 208L2 210L0 212V214L2 216V217L0 216V227L2 228V229L0 228L2 230V231L0 230V241H1L0 242V245L2 244L3 245V248H5L7 251L14 250L15 247H20L21 245L22 246L24 245L21 248H25V245L26 244L24 242H26L27 239L28 240H31L32 236L34 235V234H32L34 232V230H37L38 229L37 230L38 233H41V231H42V229H41V216H39L38 214H33L32 215L30 212H27L24 208L23 209H21V208L20 209L19 208H15L14 205L11 202L4 201ZM185 204H186V207H185ZM182 208H183V210H182ZM251 209H253V212L251 211ZM147 210H148V212H147ZM179 210H181V211H179ZM16 212H18V214L21 216L22 222H19L20 220H17V217L15 219V216H17L16 215ZM20 212H22V213H20ZM181 212H183V213H181ZM181 214H182V216H180ZM184 214H185V216H183ZM256 214H258V215H256ZM146 215H149L150 217L147 216L148 217L147 218ZM262 215H263V219H262ZM4 216H6V217H4ZM109 216H111V215H109ZM259 216L261 217V220H260V217ZM28 217H30V218L32 217V219H30ZM36 218L37 219L39 218V219L38 220H35ZM95 218L96 219L98 218L97 219L98 222L96 220H94L95 222H93V225L94 226H97V228L96 227L95 228L97 230H101L102 228H104L105 225L102 223L103 222L102 221L103 219L101 218V216H98V217L96 216ZM6 219H8V220H6ZM109 219H110V220H108L110 222L109 225H111V226H109L107 224L108 225V228H109V230H112V232L114 233V237H117V238H114L113 239L114 241L112 239H109L110 241L108 239L107 240H105V239L103 240L102 239V240H97V241H95V239H92V240L95 241L94 242V241L91 240V238H93V236L90 234L91 230H88V231L86 229L78 230V232L80 234L78 232L76 234L77 236H79L78 239H76V244L77 245H75V247L73 246L71 248V250L69 249L67 252H65L63 249L61 251H59L60 253L59 254L57 253V254H58V256L59 255H61V256H60V258L55 256L56 258L55 257L54 258L56 260L52 257L54 259V262L57 261L58 259H59L58 262H60V259L61 258H62V260H64V258H65L66 259V260H64L65 263L66 262L67 263H70L75 258V260H77L78 262H80V263L82 262L81 264H83V262H84V264H86V263L87 264H90V263L91 264H94V263L95 264H98V263L99 264H103V259H104V257L107 256V258H109L111 260L114 259L112 261H114L115 264H118L119 261H122L120 264H126V260H124V259H128L129 260V259L132 258L133 254H135L134 253L136 251L135 250L136 249L135 248V245H136V242H137V241H134L135 239L137 240V237L135 235L136 234L135 231H138V229L134 228V226L132 225V221H128V222H125V223H121V224L118 225L117 223L115 224L112 221L113 218L111 219L109 217ZM15 221L16 222H19V223H16ZM36 222H38V224L35 225ZM96 222H97V224H94ZM141 223L139 221V224H141ZM5 225L6 226H9V227H6ZM33 225H35L37 227L35 229H32V228H34ZM121 225L123 227H121ZM127 226H128V228H127ZM262 226L258 230L261 233H264V230H263L264 224ZM13 227H14V229H13ZM19 227H21V228H19ZM5 228H7V229H5ZM116 228H118V229H116ZM15 229H16V232H15ZM5 230L7 232H5ZM13 230H14V232H12ZM18 230H20L22 232H20V231L17 232ZM23 230H24V232L26 230L27 233L26 232L24 233ZM32 230H33V232H32ZM85 231H86V233H85ZM125 232H127V233H125ZM128 232H130V233H128ZM12 233L15 234L16 236L14 237V235ZM21 233H23V236H22ZM24 235H26V237ZM27 235L30 236V237L28 238ZM87 235H91V236H87ZM123 235H125V236H123ZM80 237H82V238H80ZM87 237H89V238H87ZM15 238H16V240H15ZM126 238H127V240H126ZM19 239H21V240H19ZM81 239H82V241H81ZM88 240L90 241V243L88 242ZM132 240L134 242H132ZM115 241L118 242V243L116 244ZM128 241H129V243H130L131 246L129 245V248H126V250L128 249L127 250L128 252L131 251V254L132 255L131 254L130 255H126L128 252L126 250H124L125 247H128V244H129ZM20 242H22V244ZM82 242H83V244H82ZM84 242H86V243H84ZM91 242L94 243L93 244L94 246H92ZM103 242L104 243L106 242L107 245H106V243L104 244ZM108 242H109V244H108ZM131 242L134 243V244H132ZM3 243L5 245L6 244L7 245L5 246ZM9 243L10 244L11 243H13V244L15 243V244L13 246L12 244L9 245ZM61 243L62 242L60 241V244ZM122 243H123V245H122ZM16 244L17 245L19 244L20 246L19 245L17 246ZM84 244L87 245V246H85ZM111 244H113V245H111ZM81 245H84V248ZM90 245H91V247H89ZM11 246H13V247H11ZM132 246L134 247V249H132ZM7 247H9L10 249H8ZM11 248H13V249H11ZM92 248H93V250H91ZM122 248H124V249L122 250ZM130 248H131V250H130ZM75 252L78 253V255L80 254V256H78V257L76 256L77 258L74 257ZM64 253H66V254H64ZM92 254H93V256H92ZM62 255L64 256V258H63ZM69 256H71V257H69ZM129 256H130V258H128ZM79 257L81 258V260L79 259ZM88 257H89V259H88ZM88 260H90V261H88ZM96 260H97V262H95ZM32 261L33 262H31L30 264H33V263L34 264H38L37 261H35V260H32ZM64 261H61V263L64 262ZM92 261L94 263H92ZM194 264H198V263H194Z\"/></svg>","mask_w":264,"mask_h":264}]
</instances>
